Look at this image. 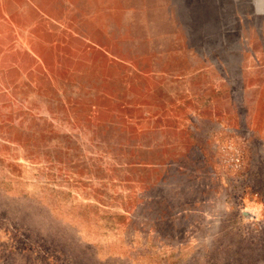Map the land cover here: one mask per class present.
Returning <instances> with one entry per match:
<instances>
[{
	"label": "rangeland",
	"instance_id": "rangeland-1",
	"mask_svg": "<svg viewBox=\"0 0 264 264\" xmlns=\"http://www.w3.org/2000/svg\"><path fill=\"white\" fill-rule=\"evenodd\" d=\"M0 264H264V0H0Z\"/></svg>",
	"mask_w": 264,
	"mask_h": 264
}]
</instances>
